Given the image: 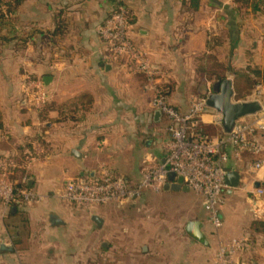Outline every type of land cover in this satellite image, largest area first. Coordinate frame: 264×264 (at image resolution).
<instances>
[{"label": "crops", "instance_id": "obj_1", "mask_svg": "<svg viewBox=\"0 0 264 264\" xmlns=\"http://www.w3.org/2000/svg\"><path fill=\"white\" fill-rule=\"evenodd\" d=\"M238 1L124 0L132 16L130 39L162 76L179 113H189L194 97L226 79L233 81L240 101L236 72L264 68L261 24L251 31L259 35L247 48L251 35L244 22V16L264 11H255L258 0ZM111 7L110 0H24L0 31V159L20 160L40 136L32 149L41 155L26 170L28 186L43 196L32 206L0 205V244L14 249L0 253V264H108L112 258L114 264H123V258L129 264H213L219 246L239 237L248 247L236 263L264 264V233L256 226L264 222V199L255 193L264 189V168L255 170L250 154L240 160L230 154L226 167L239 173L241 183L227 190L224 226L216 233L201 196L191 190L148 191L137 203L90 214L59 199L70 179L95 178L106 167L135 185L141 160L155 166L165 158L167 120L155 117L146 77L127 59L112 60L96 33ZM45 77L51 78L48 85ZM28 79L44 83L47 108L35 109L27 101ZM202 121L211 136L223 133L219 116L204 114ZM75 150L79 158L72 155ZM166 199L182 201L170 206ZM125 207L158 214L132 225L124 218L112 221L110 211ZM94 216L102 219L101 226ZM192 220L203 223L207 246L186 234Z\"/></svg>", "mask_w": 264, "mask_h": 264}, {"label": "built area", "instance_id": "obj_2", "mask_svg": "<svg viewBox=\"0 0 264 264\" xmlns=\"http://www.w3.org/2000/svg\"><path fill=\"white\" fill-rule=\"evenodd\" d=\"M118 9L96 27V33L106 45L112 60L127 59L132 69L146 77L145 90L153 93L152 108L160 111L167 120L166 131L169 139L164 145L165 158L158 165L146 161L141 170V180L132 185L125 178L116 176L113 171L103 167L97 176L91 179H70L59 195L62 202L90 214L96 209L112 204L137 203L146 192H159L168 182L170 174L175 182L187 186L200 195L204 210L208 214V223L219 232L224 226L221 209L229 187L226 176L230 170L226 167L230 154L240 160L242 155L254 157V169L264 168V88L256 86L251 96L244 102L258 101L262 111L237 121L230 134L211 136L205 132L202 117L205 114L206 98L194 97L189 113H179L164 94L162 76L132 42L129 36L130 16L124 3L118 0ZM27 101L35 108L42 109L48 103L44 83L39 79H28L24 83ZM237 101V100H236ZM241 101V100H240ZM41 152L37 148L27 157L25 168L38 160ZM18 168L14 160H0V202L5 208L32 206L40 203L43 196L32 190L15 186L10 176ZM23 182L28 184V178ZM258 199H264V189L256 190ZM260 200L256 207L259 209ZM248 247L244 237L234 238L219 246L213 264H237L236 256Z\"/></svg>", "mask_w": 264, "mask_h": 264}, {"label": "water", "instance_id": "obj_3", "mask_svg": "<svg viewBox=\"0 0 264 264\" xmlns=\"http://www.w3.org/2000/svg\"><path fill=\"white\" fill-rule=\"evenodd\" d=\"M107 69H109V66H107ZM43 81L45 85H48L51 78L45 77ZM203 97L206 98V108L204 113L219 116L218 123L224 134H230L239 119L255 115L262 111V105L258 101H236L234 83L230 79H226L222 82L217 81L213 84L211 91L209 90V92L206 91L203 93ZM155 117H162V113L160 111H155ZM72 155L76 158L80 157V153L76 150L72 152ZM240 183L241 177L238 172H228L226 176V184L229 189L238 188ZM163 190L172 192L190 191L187 186H182L175 182L174 174L169 175L168 182L163 186ZM92 220L99 226L103 223L102 219L97 216H94ZM52 223L59 224L60 221L54 219ZM185 232L192 240L204 246L208 245L207 236L204 232V225L202 222L197 220L187 222ZM13 250V247L10 245L4 243L0 244V253L13 252Z\"/></svg>", "mask_w": 264, "mask_h": 264}, {"label": "trees", "instance_id": "obj_4", "mask_svg": "<svg viewBox=\"0 0 264 264\" xmlns=\"http://www.w3.org/2000/svg\"><path fill=\"white\" fill-rule=\"evenodd\" d=\"M24 0H0V31L5 26H8L11 24V21L13 20L16 11L18 10L19 6L23 3ZM121 3H124V0H120ZM259 1V2H258ZM253 3V7L255 11H264V0H258ZM238 2H244L245 4L248 3L247 0H240ZM111 4V10L108 15V17L117 11L118 9V0H110ZM127 9V8H126ZM128 12V10H127ZM128 15L130 16V22L132 23V16L128 12ZM107 17V18H108ZM106 18V19H107ZM105 19V20H106ZM104 20V21H105ZM237 75V83H238V96L237 98L242 100L246 95L251 93V91L254 89L257 85H262L264 87V68H248L247 72H236ZM35 80V79H34ZM165 92L164 94L169 98V90L166 86H164ZM48 106V104H46ZM46 106V108H47ZM206 132V131H205ZM207 133V132H206ZM209 134V133H207ZM210 135V134H209ZM221 135H224V133H221ZM42 140L40 136H37L35 139H33L28 148V152L24 153L19 159L14 157H6L1 158L0 160H14L18 163V168L14 170L13 174L10 176V182L18 187H24V188H30L26 182H23L24 178L28 177V172L25 168V162L28 156L32 155L34 153L32 149V143L34 141H40ZM114 174L118 176L115 172ZM27 175V176H26ZM0 205L2 203L0 202ZM17 207V205H15ZM256 226L258 229H261V231L264 233V222H256Z\"/></svg>", "mask_w": 264, "mask_h": 264}, {"label": "rangeland", "instance_id": "obj_5", "mask_svg": "<svg viewBox=\"0 0 264 264\" xmlns=\"http://www.w3.org/2000/svg\"><path fill=\"white\" fill-rule=\"evenodd\" d=\"M5 1H9V0H5ZM262 14V13H261ZM244 22L246 23V28L249 30V34L251 35V38H249L251 40V42H248L247 48H251V44L252 41L255 42V40L258 38L259 32L253 35V31L255 30L257 26V23L261 24V28H260V34H264V13L261 16H244ZM259 28V27H258ZM246 29V30H247ZM252 31V33H251ZM257 41V40H256ZM245 99V98H244ZM243 101V100H241ZM213 136V135H212ZM141 166H145L147 163L145 160H141ZM181 200V199H180ZM178 199H166V201L164 203H171L169 204L170 206H173L175 203H177L178 201H180ZM182 201V200H181ZM140 210V212H137L138 210L136 208H130V207H125L123 210H119V211H115L113 212V210L110 211V216L113 218L112 221L114 220H118L119 219H126V222L130 225L137 223L141 220H148L149 217L155 216L156 214H158L157 210H152V208H146L141 210L140 207L138 208ZM161 215V213H159ZM162 216H165L164 214H162ZM145 226V223L144 225ZM134 227V225H133ZM140 231L145 232V227H140ZM95 260V259H94ZM123 264H129V258H123ZM114 258H112L111 262H108V264H114ZM94 264H98V262L96 261Z\"/></svg>", "mask_w": 264, "mask_h": 264}]
</instances>
